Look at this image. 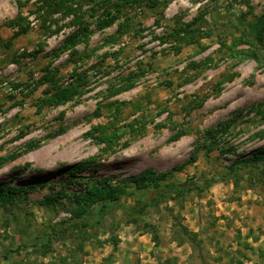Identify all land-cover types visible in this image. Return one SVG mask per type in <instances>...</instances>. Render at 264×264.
<instances>
[{
  "label": "rangeland",
  "instance_id": "1",
  "mask_svg": "<svg viewBox=\"0 0 264 264\" xmlns=\"http://www.w3.org/2000/svg\"><path fill=\"white\" fill-rule=\"evenodd\" d=\"M37 2L0 0V183L24 189L0 201V264H264L263 184L166 187H202L264 149V34L251 29L264 0H80L50 28ZM106 12L118 18L100 30ZM19 13L31 27L13 38ZM75 32L76 46L52 53ZM71 83L80 96L43 102ZM231 120L234 151L208 152L206 131ZM144 173L170 174L157 187L127 181ZM96 179L125 192L79 202Z\"/></svg>",
  "mask_w": 264,
  "mask_h": 264
},
{
  "label": "trees",
  "instance_id": "2",
  "mask_svg": "<svg viewBox=\"0 0 264 264\" xmlns=\"http://www.w3.org/2000/svg\"><path fill=\"white\" fill-rule=\"evenodd\" d=\"M36 9L34 12L38 14L42 21L43 28H50L46 23L50 21V19L55 14H64L71 15L76 12L75 4H80V0H37ZM87 2H92L95 0H86ZM117 15H111L110 12L104 13L98 19V28L103 30L108 26L112 25L116 20ZM12 29H14L13 38H17L22 34L27 33L30 30L31 23L28 21V17L23 16L21 13L18 14V17L8 23ZM252 31L255 33L257 40L262 43L263 34H264V12L257 17V20L254 24L251 25ZM60 28L53 30L52 32H59ZM80 41L79 32H75L69 35L64 43L60 45L57 49H55L52 53L56 56H59L61 53L66 50L74 47ZM133 86V85H131ZM126 87L127 88H130ZM81 90L79 89V85L71 83L69 86L65 88H58L56 92H54L51 96L44 98L43 102L48 103L51 106H57L71 100H74L77 96H80ZM259 110L262 113V117H264V102H261L259 105ZM233 124V120L227 121L224 123H220L215 128H210L206 131L205 137L206 141H210L207 146L208 152H211L215 148H221L222 152H233V149L227 148L224 143L226 142L225 137L229 132L230 128ZM179 135H175L174 139L178 138ZM105 132H102V138L105 140H110ZM223 138V139H222ZM222 144V147L220 146ZM224 146V147H223ZM195 159V157H194ZM74 168H69L68 171L72 174L78 172L79 169L83 168V164L79 163L75 165ZM180 168V167H179ZM177 168V170H179ZM226 171L219 174L217 178H207L204 181V186L200 187L197 185H190L189 181L176 183L170 182L166 184L169 192L175 193L176 197L183 196L186 193H189L195 189L201 191L204 188H208L213 182L225 180V179H233L236 185L244 178V174H248L249 178L252 182L261 183L264 185V149L260 148L256 150L252 155L244 156L242 158L234 160L230 165L226 166ZM243 171L245 173H243ZM170 173H163L157 176L146 177V174H141L139 176H131L127 179L131 183L135 184L138 189H143L148 187L150 184L155 185L156 187L160 185V181L167 178ZM124 182V181H123ZM24 192L23 188L10 186L8 184L0 183V201L7 197L9 200L16 198ZM125 192V187L123 185L111 183L108 179H96L92 180L90 187H88L85 193L78 198L79 202L85 201L88 204H95L102 200H110L115 201L119 198V195ZM57 198L48 197V203L55 201ZM154 206V203L144 204L139 207L131 206V207H123L124 210L129 213V215H141L147 208H151ZM107 205H103L98 214V218L94 225H98L103 220V215ZM92 225L89 223H82L81 228L83 227H91ZM187 232V231H186ZM51 241H48V245Z\"/></svg>",
  "mask_w": 264,
  "mask_h": 264
}]
</instances>
